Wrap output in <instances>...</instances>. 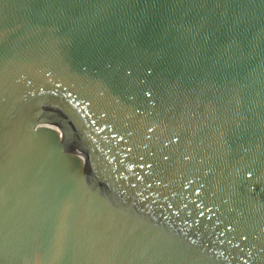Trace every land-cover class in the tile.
Segmentation results:
<instances>
[{"label": "water", "instance_id": "95a60500", "mask_svg": "<svg viewBox=\"0 0 264 264\" xmlns=\"http://www.w3.org/2000/svg\"><path fill=\"white\" fill-rule=\"evenodd\" d=\"M0 264H264V0H0Z\"/></svg>", "mask_w": 264, "mask_h": 264}]
</instances>
